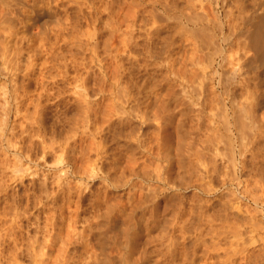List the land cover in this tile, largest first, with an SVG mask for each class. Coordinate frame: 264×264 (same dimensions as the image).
Here are the masks:
<instances>
[{
  "label": "rangeland",
  "instance_id": "1",
  "mask_svg": "<svg viewBox=\"0 0 264 264\" xmlns=\"http://www.w3.org/2000/svg\"><path fill=\"white\" fill-rule=\"evenodd\" d=\"M140 1H144L145 4H142ZM145 1L147 0H135V4L140 3L137 14V17H139L137 23L138 25H136V29L133 32L136 38L134 39L135 42H133L132 51H129L126 54L124 53L126 57H122V61H124L123 63L125 67L124 71H126L125 73H123L124 71L122 72L123 75L125 74L124 78H122V80H125L124 82H122V85L123 87H125L123 89L127 97L125 102L121 105L123 109H120L126 115H124V113H121L120 109L118 108L119 103H117L116 101H111L110 104H112H109L110 106L108 105L107 101V103H105L104 101L100 105L89 103L90 115H88L87 119L89 121V128L85 129L79 126V124H75L78 121L75 120L78 117L76 115H79V113L81 112V110L79 111V108L82 109L81 107H83V105L80 106V104L74 102V104L66 106V108L62 105V102H60V104L58 103L59 108L58 105L48 108L49 112L47 110L48 115L45 119V123L48 124L45 130V135L47 138L50 139L51 137V139H55V141L59 143L61 141V138L71 133L73 134L71 135L75 138L81 135V138L77 140L76 146L78 148L76 147V150H81L83 147L82 150L86 154H84L85 157L83 156L82 158H87L86 156H88L87 159L90 160L91 163L92 158L95 159L96 153L99 152V155L101 153V155L99 156V158L102 159H100L101 161H99L100 164L97 161L96 163L93 159V162H95L94 165H100L98 175L97 177H95L96 179L93 178L91 180L90 178H88L85 180L84 184L86 183L85 187L89 188L90 190L89 191L88 189H86V191H89L88 194L91 195L89 197L88 194H86V198L88 197L89 199H92V196L94 198L98 196V199L103 203L99 202L97 199L100 207L98 210L97 208H95L96 212L94 211L95 209H92L94 211H92V214L91 212L87 213L86 211L85 213L81 214L83 216L85 215V217L101 215V217L98 219L101 228L97 231L96 236H94V239L99 238V241L101 239V241L97 243L96 246H94V251L96 253H100L102 255L101 259L103 258V262L98 264H106V262H108V264H167V262L168 264H181L182 262V264H264V93H262L264 92V51L262 52V54L260 53L256 55L252 51V49H248L249 47L242 39L231 41L229 44L215 39V37L209 38L211 40L213 39L212 41H215L212 42L209 40L210 43L208 39L207 41L206 39H204L205 41L201 43L203 39H201L200 41V38L197 37L193 38L192 40L191 36L203 31L202 29L196 30L192 28H179V26L176 27V25H166V23L161 20L158 21V24L157 22H154L156 25H153L151 24L153 23L150 14L151 8L146 6L147 2ZM127 3L128 4H123L124 6L122 5V11H124V13L129 12L128 6L130 4V1H127ZM131 4L133 5L132 2ZM182 5L184 6V4ZM70 10L73 11V8H71ZM209 11L211 14L214 13L213 10ZM212 28L213 27H210L208 29ZM213 29L208 31L206 30L207 32H203H205L207 35H210V33L212 34V31L216 33L217 29ZM189 31L191 32V34ZM209 31L211 32L209 33ZM225 32H227V29L225 30ZM188 33L191 36L188 35ZM178 42L180 43V45ZM204 42H207V44H205ZM210 44L214 48L211 47ZM237 44L243 45L238 46ZM215 46L217 48L218 46H221V53L220 49H218L217 51L219 52H216L215 54ZM122 47L121 49H123ZM167 47H169V49ZM240 47L243 49V51ZM153 50L156 52H154ZM258 56L262 57L257 61ZM236 57H238L239 59ZM239 60H241L240 64L242 62V65L245 64L247 66L242 69L239 62H237ZM142 62H145L146 64ZM164 64L167 66H165ZM129 67L131 68L129 69ZM83 71L84 70L81 69L80 72L82 73ZM173 72L175 75L173 74ZM225 75H227V77ZM95 76L96 75H94V77L88 78L89 80L87 83V88L92 85L90 86L92 88L88 89V93H92L94 91L96 92V88L98 87V85H100V76ZM97 78L100 80L98 81L99 83L96 81L98 80ZM92 81L95 82V84L97 83L98 85H95ZM227 83H229L230 85ZM93 85L97 87H94ZM59 87L61 89H64V91L66 90L63 94L61 93V97L66 98L63 99L64 101L67 100V102H73L75 100L77 94H74V89L71 88L72 86L67 87L66 84H63ZM255 87L258 89H256ZM93 88H95L96 90H94ZM71 89L73 91H71ZM91 89L92 91H90ZM126 89L127 91H125ZM227 90L231 91L229 92L231 95L230 97H227L225 94ZM245 90H247L246 93L248 96L246 95ZM107 93L108 92H106L105 94ZM161 94L163 97L161 96ZM89 95L90 94H88V96ZM254 97L257 104L253 99ZM257 97H259L260 99H257ZM89 99L92 100V97ZM252 99L254 100V102ZM251 103H255V106ZM246 105H249V108ZM104 107L106 108L104 109ZM246 107L248 108V110ZM91 111L93 113H91ZM104 112L107 115H105ZM223 112H225L226 114ZM129 113H131L132 115ZM140 114H144V118H139ZM196 114L198 117L195 116ZM110 115L112 116L109 118ZM219 116H221L222 118ZM116 118L119 119L117 120ZM226 119L230 121L229 124H226ZM63 121L66 123H64ZM74 121L76 122L74 123ZM254 124L255 126H253ZM260 124L263 126H261ZM69 126L72 127V132L68 134V129H71ZM90 127L94 131H92ZM222 127L227 129L224 131V128ZM63 128L65 130L67 129V131H65ZM81 131H85L84 136H82L83 133ZM143 133L145 134V136ZM124 135H126V137ZM242 135H244V137H241ZM223 137L226 139H223ZM240 139H242V143ZM245 139H247L248 142ZM80 140L82 141L80 142ZM98 140L100 141V143ZM250 140L254 142L251 143ZM227 143L229 146L227 145ZM241 144L243 145V147L241 146ZM80 145L81 149H79ZM97 145L98 148L96 147ZM155 147L157 148V150ZM92 148H97V150ZM147 148L151 149L150 153H147ZM193 150L196 151L193 152ZM260 151L263 152L260 153ZM166 152H168V154ZM231 152H233V155ZM102 153L106 154L103 155ZM128 154L132 156L129 157L130 155ZM47 160L52 161L53 157H50ZM79 160L81 161L82 159ZM164 166L165 168L166 166H168L167 169L169 168V172H166L168 174L167 184H164L162 180L156 177L157 168L163 170V168L161 167ZM211 167L214 169H212ZM144 169L146 170V172ZM203 171H205V174H202ZM50 173H53L54 175L57 174L56 171ZM223 173H225V176ZM229 174H231L232 177ZM228 176L230 177V179ZM105 177L114 179L113 181L115 182V184H117L118 187L116 185V187L107 186L106 182L103 181ZM219 179L222 181L220 182ZM27 180H25L24 184H26ZM116 181L119 182V184ZM127 181L130 182L127 183ZM74 182L77 183V180L72 181L71 184ZM203 182L207 183V185ZM129 183L133 186V188L132 186L128 185ZM120 184L122 185L119 186ZM204 184L206 185V188ZM260 185H262V188ZM15 186L18 185L15 184ZM20 188L19 190L22 191L23 187ZM95 188L98 189L96 190ZM127 190L128 193L126 192ZM21 191H19V193H21ZM249 191L251 192V194ZM151 192L153 193V196ZM132 193L134 194V201L132 200L129 203L126 202L128 200L127 198H129ZM251 195L253 201L251 199ZM73 196L70 200L72 203H70L69 201L70 209L73 208L72 198H76V196ZM256 197L259 198L254 199ZM138 198L140 200H138ZM58 201L56 205L61 204V200L59 202ZM138 201L141 202L139 203V205ZM84 203H86V201H84L83 204ZM127 204L129 206H127ZM151 205L152 207L155 206L156 208H154L157 209L156 213L158 215L155 214L156 219H154L153 217V214L155 212H153L152 214V212L149 211ZM130 207L132 209H130ZM152 209L153 208H151V210ZM119 210L123 211L119 213ZM187 211L190 213H188ZM206 216L208 217V219ZM55 220H57L58 222L59 218L56 217ZM65 224L66 222L63 223L64 229L61 228L60 230L61 234L65 232L64 230H66ZM78 227L79 225L77 226V230L80 228ZM192 229L193 231H191ZM196 230H198L199 233ZM207 230H209V232ZM63 235L64 234L59 237L61 238L63 237ZM124 235H126V237ZM196 237H198V239H196ZM180 239H182L183 241ZM59 243V240L56 239L54 243L55 248L53 247V250L51 252L52 255L54 253L57 254L55 250L57 251V247L60 245ZM95 243L96 241L94 240V244ZM100 244H102V246ZM211 248H214V250H211ZM97 250L99 252H97ZM135 250L138 251L136 252ZM161 254L163 256H161Z\"/></svg>",
  "mask_w": 264,
  "mask_h": 264
},
{
  "label": "bare ground",
  "instance_id": "2",
  "mask_svg": "<svg viewBox=\"0 0 264 264\" xmlns=\"http://www.w3.org/2000/svg\"><path fill=\"white\" fill-rule=\"evenodd\" d=\"M127 1H130V4L128 6L129 12L124 13V11H122L123 10L122 5L125 3L128 4ZM131 2L133 3V5L131 4ZM140 2L142 4L144 3V1H140ZM145 2H147L146 6L151 8L150 14H151V19L153 21V23H151V24H153V25L155 24L154 22H157V24H158L159 23L158 21L161 20V21H164L166 23V25H176V27L179 26V28L180 27L192 28V29H196V30L202 29L203 31H206L208 28L213 27V28L217 29L216 33L212 31V34H211L210 33L211 31H209L210 35H207L203 31H201L199 33L195 32L197 34L196 35L193 34V36H194L193 37L190 35L191 32L189 31L190 34L188 33V35H190L192 37V38L191 37H189V38H191L193 40V38L197 37V38H200V41H201V39H203L201 42V43H203V41H205L204 39H206V41H207V39H208V41L209 40L212 41L213 39L211 40L209 38L215 37V39L221 40L222 42L228 43V44L231 41L242 39L247 44V46L249 47L248 49H250V50L252 49V51L256 55H258L260 53L262 54V52L264 51V0H147ZM179 3H181V4H179ZM139 4L140 3L135 4V0H0V264H98V263L103 262V258L101 259L102 255L100 253H96L94 251V246H96L97 243H99L101 241V239L99 241V238L94 239V236H96L97 231L100 230V228H101V225L98 222V219L101 217V215L100 216L96 215V216H91V217H85V215L84 216L81 215L82 213H85V211L87 213L91 212V214H92L94 211L96 212L95 208H97V210H98L100 207L98 201L99 202H101V201L98 199V196L95 195L96 196L95 198L92 196V199H89L88 197L86 198V194H88V192L90 190H89V188L85 187L86 183L84 184V182L88 178H90L92 180L93 178L97 177L98 172L100 170L99 169V167H100L99 161L102 160L101 158H99L101 153H100V155L98 154L99 152L96 153L95 159L92 158V160H91L92 163L90 162V160L87 159L88 156H86L87 158H82L83 156L85 157L84 154H86L82 150L83 147L81 149V145H80L79 149H81V150H78V151L76 150V147H77L76 143H77V140H79L81 138V135H79V137H77V138L73 137L72 136L73 134L71 133L72 127H70V126L69 127L71 128L70 129L71 131L68 129V134L71 133L72 135L69 134V135L64 136L63 138H61V141L59 143L57 141H55V139H51L50 136H49L50 139L47 138L45 135V133H46L45 130H46L48 124L45 123V119H46V116L48 115L47 113L49 112L48 108L55 106V105H58V103L60 104V102H62V105L65 107L69 106L71 104H74V102H75V103L80 104V106L83 105V107H81L83 110L79 108V111L81 110V112L79 113V115H76L78 117H77V119H75V120H78L77 122H79V123H77L76 121H74V123L76 122L75 124H79V126L86 129V128H89L88 127L89 121L87 120L88 115H90L89 103H93L95 105H100L105 101V103L108 102V105H109L111 101H114V102L116 101L117 103H119L118 108L123 109V107H121V105L125 102L127 96L125 95L126 93L124 92V89H123L125 87H123V85H122V82L125 81L124 79L122 80V78H124V76H125V74L123 75V73L126 72V71H124L125 67H124V63H123L124 61H122V57L124 56V58H125L126 57L125 54L129 51L131 52L133 49L132 48L133 42H135L134 39L136 38L134 36L133 32L136 29L135 28L136 25H138L137 23H138L139 17H137V14H138V7L140 6ZM142 4H141V6H142ZM182 4H184V6ZM71 8H73V11L75 8V11L74 12L71 11L70 10ZM209 10H213L214 13L211 14ZM145 27H147V26H145ZM212 29H208V30H212ZM226 29H227V32H225ZM184 36H186V35H184ZM173 37H175V36H173ZM146 40H148V39H146ZM185 40H186V38H185ZM198 41H199V39H198ZM210 41H209V43H210ZM192 42H194V41H192ZM212 42H215V41H212ZM204 43L207 44V42H204ZM217 44H218V42H217ZM176 45H178V44H176ZM179 45H180V43H179ZM237 45L241 46L243 44H241V45L237 44ZM120 46L121 47L123 46L122 47L123 49H121ZM210 46H211V44H210ZM169 47H167V48L169 49ZM211 47H213V46H211ZM220 47L221 46H218V48H217L215 46V49H216L215 54H216V52H219L217 50L220 49ZM242 51H243V49H242ZM246 51H247V49H246ZM154 52H156V51H154ZM157 53H159V52H157ZM220 53H221V49H220ZM249 53H250V51H249ZM261 57L262 56H260V57L258 56L257 61ZM236 58H238V57H236ZM131 59H133V58H131ZM172 59H173V57H172ZM240 61L241 60H239L237 62H239V64H240ZM133 62H134V60H133ZM142 63H145V62H142ZM170 64H172V63H170ZM239 64H238V66H239ZM181 65H182V63H181ZM244 65L245 64L242 65V62H241L240 67H242V69H243L247 66V65H245V66ZM249 65H250V63H249ZM165 66H167V65H165ZM171 66H173V65H171ZM231 66H232V64H231ZM130 68L131 67H129V69ZM81 69L86 71V72L83 71L85 74L83 72L82 73L80 72ZM179 72H180V69H179ZM166 74H167V72H166ZM173 74H174V72H173ZM94 75L100 76L101 82H100V85H98L97 83L95 84V82L92 81L95 85H98V87L93 85L94 87H97L96 88L97 90L95 88H93L94 90H96V92L94 91L92 93H88L89 92L88 89L92 88V87H90L92 85H90V86L88 85L89 88H87V83L89 80L88 78L94 77ZM225 76L227 77V75H225ZM206 80H208V79H206ZM96 81L98 82L100 80L98 79ZM63 84H66L67 87L72 86L71 88H73L74 91L72 89H71V91H73L74 94H77L76 98L73 102L68 101L69 102L68 103L67 100L66 101L63 100L65 97L64 98L61 97L62 96L61 93L63 94L66 91V90L64 91V89H61L59 87L60 85H63ZM144 84H143V86H144ZM227 84H229V83H227ZM253 86H255V85H253ZM76 89H77V91H76ZM256 89H258V88H256ZM90 91H92V89ZM125 91H127V89ZM246 91L247 90H245V93H246ZM106 92H108V93L105 94ZM229 92H231V91L227 90V92L225 93L227 97L231 96ZM69 93H70V91H69ZM262 93H264V92H262ZM88 94L91 95L92 100L89 99L91 97H90V95L88 96ZM246 95H247V93H246ZM161 96H162V94H161ZM222 96H224V95H222ZM74 97H75V95H74ZM258 98L259 97H257V99ZM253 99L256 102L255 97ZM108 100H110V101H108ZM201 100H202V98H201ZM254 100H253V102H254ZM114 102H113V104H114ZM248 102H250V101H248ZM245 104H247V103H245ZM251 104H249V105H251ZM254 104H252V105H254ZM256 104H257V102H256ZM145 105H147V104H145ZM249 105H246V106H248V108H249ZM58 108H59V105H58ZM58 108H57V110H58ZM105 108L106 107H104V109ZM196 108H194V109H196ZM219 108H221V107H219ZM248 108H247V110H248ZM114 109H116V108H114ZM121 109H120V111H121ZM47 110H48V112H47ZM118 110H116V111H118ZM236 111H237V108H236ZM105 112H104V114H105ZM91 113H93V112L91 111ZM121 113H124V112L121 111ZM138 113H140V112H138ZM186 113H188V112H186ZM223 113H225V112H223ZM129 114H131V113H129ZM49 115H50V113H49ZM105 115H107V114H105ZM124 115H126V114L124 113ZM111 116L112 115H110L109 118ZM195 116H197V114ZM221 116H219V117H221ZM135 117H136V115H135ZM227 117H228V115H227ZM137 118H138V116H137ZM139 118H144V114H140ZM145 121H147V120H145ZM262 122H263V120H262ZM64 123H66V122H64ZM229 123H230V121L228 119H226V124H229ZM245 123H247V122H245ZM241 125H240V127H241ZM100 126H102V125H100ZM253 126H255V124ZM261 126H263V125H261ZM160 127H161V125H160ZM222 128H224V127H222ZM226 129L224 128V131ZM228 129H229V127H228ZM240 129H242V128H240ZM75 130H77V129H75ZM65 131H67V129ZM85 131H81L83 133V134L81 133L82 136H84ZM92 131H94V130L92 129ZM125 132H127V131H125ZM75 135H76V133H75ZM247 135H248V133H247ZM58 136H60V135H58ZM104 136H106V135H104ZM124 136L126 137V135H124ZM144 136H145V134H144ZM241 137H244V135H242ZM221 138H222V136H221ZM223 139H226V138L223 137ZM242 139H240L241 143H242ZM247 139H245V140L247 141ZM81 141L82 140H80V142ZM252 142H254V141H251V143ZM99 143H100V141H99ZM225 143H226V141H225ZM232 143H234V142H232ZM239 144H240V142H239ZM77 145H79V144H77ZM91 145H92V143H91ZM227 145H228V143H227ZM241 146L243 147L242 144H241ZM96 147L98 148V145ZM126 147H127V145H126ZM242 147H241V150H242ZM97 148H92V149L97 150ZM145 149H146V147H145ZM156 150H157V148H156ZM150 151H151V149L147 148V153H150ZM195 151L196 150H193V152H195ZM263 151H264V149H263ZM263 151H260V153ZM166 153L168 154V152H166ZM231 153L233 155V152H231ZM104 154H106V153H104ZM155 154H156V152H155ZM192 154H194V153H192ZM128 155H130V154H128ZM131 156L132 155H130L129 157H131ZM156 156H158V155H156ZM163 156H165V155H163ZM50 157H53L52 161L47 160ZM201 157H202V155H201ZM213 157H215V156H213ZM79 159H82L81 160L82 162ZM83 159H84V161H83ZM93 159L95 160V162L97 161L99 163L98 164L99 166L96 164L94 165L95 162H93ZM148 159H149V157H148ZM183 159H184V157H183ZM78 161H79V163H78ZM170 161H171V159H170ZM154 164H155V161H154ZM230 164H232V163H230ZM143 165H144V163H143ZM227 165H229V164H227ZM113 166H115V165H113ZM211 166H212V163H211ZM167 167L168 166H166V168H165V166L161 167V168H163V170L160 168H157V170H156L157 171L156 177H158V179L162 180V182L164 184H167V182H168V177H167L168 174L166 172H169L168 171L169 168L167 169ZM212 169H214V168H212ZM229 169H233V168H229ZM55 171L57 172L56 175H54L53 173H50V172H55ZM145 172H146V170H145ZM204 172L205 171H203L202 174H205ZM223 174L225 176V173H223ZM121 175H123V174H121ZM210 175H211V173H210ZM229 175H231V174H229ZM231 177H232V175H231ZM229 179H230V177H229ZM25 180H27L26 184H24ZM76 180H77V183L74 182L71 184L72 181H76ZM113 180L114 179H110L108 177H105V179L103 181L106 182L107 186L116 187L117 184H115V182ZM196 180H194V181H196ZM199 180H201V179H199ZM178 181H179V179H178ZM221 181L222 180H220V182ZM128 182H130V181H127V183ZM117 183L119 184V182H117ZM203 183H205V182H203ZM15 184L20 186V187H23L22 191L19 190L20 187L15 186ZM205 184L207 185V183H205ZM103 185H105V184H103ZM121 185L122 184H120L119 186H121ZM128 185L132 186L130 183ZM206 185H205V188H206ZM176 186H177V184H176ZM260 186L262 188V185H260ZM175 187H173V188H175ZM132 188H133V186H132ZM86 189H88L89 191H86ZM145 190H147V189H145ZM206 190H209V189H206ZM257 190H259V189H257ZM19 191H21V193H19ZM255 191H254V194H255ZM126 192L128 193V190ZM129 192H130V190H129ZM138 192H139V190H138ZM146 193H148V192H146ZM250 194H251V192H250ZM73 195L76 196V198ZM72 196L74 197V199L72 198L73 208L70 209L69 201L71 200ZM88 196L90 197L91 195L88 194ZM133 196H134V194L132 193L129 196V198H127L128 200L126 199L127 200L126 202L129 203L132 200L134 201ZM152 196H153V193H152ZM257 198H259V197H256L254 199H257ZM97 199H98V201H97ZM251 199L253 201L252 195H251ZM58 200L59 201L61 200V204L56 205ZM138 200H140V199L138 198ZM84 201H86V203L83 204ZM157 202H158V200H157ZM70 203H72V202L70 201ZM101 203H103V202H101ZM139 203H141V202L138 201V205H139ZM127 206H129V205L127 204ZM154 207L155 206L152 207V205H151V208H153V209L151 210V208L149 207L150 208L149 211H151L152 214H153V212H155L153 214L154 215L153 217H154V219H156L155 214H157L156 213L157 209H155L156 207L155 208ZM173 208H174V205H173ZM234 208H235V206H234ZM92 209H95V210L93 211ZM130 209H132V208L130 207ZM189 209H190V207H189ZM199 210H201V209H199ZM121 211H123V210H119V213ZM188 213H190V212H188ZM199 214H201V213H199ZM55 215H56V217L59 218L58 222H57L58 219L55 220V218H56ZM192 215H193V213H192ZM128 216H129V213H128ZM151 217H152V215H151ZM149 218H150V216H149ZM163 219H165V218H163ZM207 219H208V217H207ZM65 222H66V224H65L66 230H64L65 232L62 233L64 235H63V237H61L62 238L61 239L59 237V236H62V234L60 233L61 232L60 230H61V228L64 229L63 223H65ZM78 225L80 228L78 227L79 229L77 230ZM211 227H210V229H211ZM177 228H179V227H177ZM165 231H166V229H165ZM191 231H193V229ZM196 231L198 232V230H196ZM207 231L209 232V230H207ZM215 232H216V230H215ZM59 234H61V235H59ZM57 236L60 239H58ZM97 236H99V235H97ZM124 236L126 237V235H124ZM198 237H196V239H198ZM189 238H190V235H189ZM56 239L59 240L60 245L57 247V251L55 250V252H57V254L54 253L55 255L54 254L52 255L51 252L53 250L54 243H55ZM182 239H180V240H182ZM94 240L96 241L95 244H94ZM117 241H118V239H117ZM100 245L102 246V244H100ZM103 247H104V244H103ZM110 247H109V249H110ZM165 247H167V246H165ZM104 250H106V249H104ZM211 250H214V248L213 249L211 248ZM235 251H236V249H235ZM97 252H99V251L97 250ZM103 252H105V251H103ZM107 252H109V251H107ZM192 252H195V251H192ZM171 254H172V252H171ZM128 256H130V255H128ZM161 256H163V255L161 254ZM171 256H173V255H171ZM242 256H243V254H242ZM107 261H108V259H107ZM110 261H112V260H110ZM152 261H154V260H152ZM184 261H185V259H184ZM226 261H223V262H226ZM109 263H112V262H109ZM106 264H108V262H106ZM167 264H168V262H167Z\"/></svg>",
  "mask_w": 264,
  "mask_h": 264
}]
</instances>
